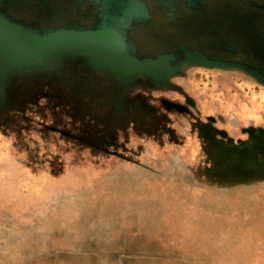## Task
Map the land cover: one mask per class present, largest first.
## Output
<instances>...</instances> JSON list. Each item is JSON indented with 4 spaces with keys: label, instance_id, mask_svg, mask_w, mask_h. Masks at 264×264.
I'll list each match as a JSON object with an SVG mask.
<instances>
[{
    "label": "rangeland",
    "instance_id": "1",
    "mask_svg": "<svg viewBox=\"0 0 264 264\" xmlns=\"http://www.w3.org/2000/svg\"><path fill=\"white\" fill-rule=\"evenodd\" d=\"M194 71L203 85L217 74L237 79L241 89L223 103L237 113L243 106L244 122L264 115V105L257 117L243 101L244 87L264 92L255 82ZM182 128V139L163 149L142 135L119 151L101 147L100 158H126L119 172L82 161L45 179L12 146L0 154V264H264V182L218 179L210 173L214 150ZM193 139L194 152L185 143Z\"/></svg>",
    "mask_w": 264,
    "mask_h": 264
},
{
    "label": "water",
    "instance_id": "2",
    "mask_svg": "<svg viewBox=\"0 0 264 264\" xmlns=\"http://www.w3.org/2000/svg\"><path fill=\"white\" fill-rule=\"evenodd\" d=\"M199 69L239 73L264 88V0H0V115L18 94L28 101L44 86L100 89L108 77L126 90L144 82L149 91L171 88ZM120 91L95 99L111 100L122 115ZM172 108L214 150L211 174L227 182H264V127H242L244 140L234 142L212 117L203 124L196 109ZM229 120L239 126L234 116ZM125 159L100 166L119 172ZM68 165L56 172L65 174Z\"/></svg>",
    "mask_w": 264,
    "mask_h": 264
},
{
    "label": "flooded vegetation",
    "instance_id": "3",
    "mask_svg": "<svg viewBox=\"0 0 264 264\" xmlns=\"http://www.w3.org/2000/svg\"><path fill=\"white\" fill-rule=\"evenodd\" d=\"M199 75L193 71L189 73V78L175 79L171 88L156 87L149 91L143 87L144 82H136L130 86L131 90H126L113 79L105 77L109 81L106 88L78 86L76 91L59 92L44 86L32 93L28 101L18 94L21 96L19 100L0 115V143L3 145V148L0 146V154L6 155L12 146L15 151L31 157L32 163L38 164L35 175L47 179L53 177V170H59L63 164L115 160L109 154H102L104 158H100L98 151L106 146L110 147V152L122 150L127 143L142 141L139 139L141 135L146 143H160L162 149L182 139L184 125L194 131L196 138L197 130L178 118L182 114L172 108L173 105L182 106L193 113L196 109L198 113H194V117H198L203 124H209L206 118L212 117V125L230 135L235 133L240 138L244 137L240 134L242 127L252 124L264 127V115L261 119L249 118L244 122L241 119L244 118L243 106L237 113L235 108L224 105L225 101L230 104L235 93H238L236 90L241 89L236 78L217 74L211 79L207 78L208 83L203 85L204 80ZM119 90H124L126 99L122 115L115 113V104L111 100L95 99L102 95L115 98ZM242 90L243 101L247 98L251 105L258 108L252 113L257 116L264 105V92L255 88L246 90V87ZM218 115L221 117L218 118ZM230 115L238 121L237 128L230 124ZM18 140H22L21 146L16 144ZM195 140H185L192 152L196 150ZM76 145L82 146V149H76V156L71 155L74 151L69 149ZM82 150H86L84 155L80 153Z\"/></svg>",
    "mask_w": 264,
    "mask_h": 264
},
{
    "label": "bare ground",
    "instance_id": "4",
    "mask_svg": "<svg viewBox=\"0 0 264 264\" xmlns=\"http://www.w3.org/2000/svg\"><path fill=\"white\" fill-rule=\"evenodd\" d=\"M213 73V72H212ZM214 75V74H213ZM190 76H188V78H189ZM264 89V88H263Z\"/></svg>",
    "mask_w": 264,
    "mask_h": 264
}]
</instances>
